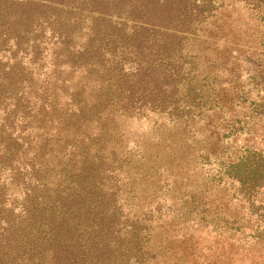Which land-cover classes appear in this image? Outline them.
Instances as JSON below:
<instances>
[{
  "label": "rangeland",
  "instance_id": "374dc122",
  "mask_svg": "<svg viewBox=\"0 0 264 264\" xmlns=\"http://www.w3.org/2000/svg\"><path fill=\"white\" fill-rule=\"evenodd\" d=\"M5 4L13 11L6 25L16 22L10 39H0V151L9 150L0 154V172L6 182L11 173L19 179V200L25 187L40 188L35 178L56 180L53 170L76 145L58 133L73 130L65 118L75 93L98 81L96 69L102 73L91 64L96 56L77 54L89 27L119 41L114 25L129 33L133 22L126 13L73 7L54 27L58 12L43 0ZM179 37L174 60L196 76L195 107L181 118L137 107L118 121L120 139L89 141L92 152L102 148L99 173L121 202L122 226H141L143 247L153 248L147 264H264V186L248 174V166L264 164V0H212ZM126 56L122 67L132 70L138 59ZM86 123L92 131L97 119Z\"/></svg>",
  "mask_w": 264,
  "mask_h": 264
},
{
  "label": "trees",
  "instance_id": "16d2710c",
  "mask_svg": "<svg viewBox=\"0 0 264 264\" xmlns=\"http://www.w3.org/2000/svg\"><path fill=\"white\" fill-rule=\"evenodd\" d=\"M43 1L58 12L54 27L64 25L62 14L73 7L101 15L126 13L133 25L129 33L125 24L114 25L119 41L105 38L96 26L89 27L87 40L77 51L86 61L96 56L98 60L91 64L99 66L102 73L96 69L98 81L75 93L78 102L69 105L65 118L73 130L58 133L66 145L69 139L77 145L69 147L66 162L60 160V169L68 167L67 173L53 170L56 180L51 183L35 178L40 188L25 187L18 200L13 187L19 179L11 173L6 182L0 172V264H147L153 248L143 247L141 226H122L121 202L98 170L103 162L102 148L92 152L89 141L120 139L118 121L135 114L137 107L161 113L169 110L168 114L175 111L177 118L191 112L196 105L193 96L199 97L201 91L192 83L196 78L192 71L183 72L180 59L174 60L173 42L179 34L188 33L192 20L209 11L212 0H200L199 4L196 0ZM11 12L10 6H0V39L4 42L10 39V28L16 22L6 25ZM106 54L111 56L104 61ZM126 55L138 59L132 70L122 67ZM181 78L191 82L181 83ZM168 97L177 99L171 102ZM91 117L97 119L92 131L85 124ZM8 153L7 149L0 151L2 156ZM48 162H40L38 169L47 171ZM248 167L251 180L264 186V164L255 162Z\"/></svg>",
  "mask_w": 264,
  "mask_h": 264
}]
</instances>
